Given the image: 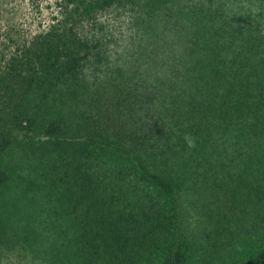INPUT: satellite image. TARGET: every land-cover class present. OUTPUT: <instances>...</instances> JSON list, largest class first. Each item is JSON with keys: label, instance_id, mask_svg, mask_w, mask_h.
<instances>
[{"label": "trees", "instance_id": "1", "mask_svg": "<svg viewBox=\"0 0 264 264\" xmlns=\"http://www.w3.org/2000/svg\"><path fill=\"white\" fill-rule=\"evenodd\" d=\"M59 7L0 64V187L16 176L38 197L0 218L39 243L40 264H189L206 239L184 234L188 200L254 175L245 197L264 207V0ZM113 10L149 33L156 75L110 66L83 33ZM205 223L202 234L218 232L214 214ZM242 264H264V249Z\"/></svg>", "mask_w": 264, "mask_h": 264}, {"label": "rangeland", "instance_id": "2", "mask_svg": "<svg viewBox=\"0 0 264 264\" xmlns=\"http://www.w3.org/2000/svg\"><path fill=\"white\" fill-rule=\"evenodd\" d=\"M60 3L61 0H0V64L60 19ZM82 31L93 42L101 43V51L110 66L119 65L150 77L157 74L143 57L150 36L135 14L126 10L106 12L87 23ZM242 181L246 185L228 184L227 194L220 191L218 199L214 192L206 199L186 202L184 234L191 237L200 234L206 239L193 240L189 264H242L264 249V207L254 206L255 200L245 197L249 187L256 186V180L250 175ZM23 182L25 179L14 176L9 184L0 187V215L16 219L25 209L29 211L30 201L33 208L38 203L37 195L28 193ZM208 213L215 215V223L220 222L217 233L210 234L211 227L204 234L202 228H196L200 218L209 226L205 223ZM6 218H0V264H40L41 257L34 253L39 243L27 240L29 237L20 228L22 225L17 227L15 221L12 224ZM207 233L210 235L206 237Z\"/></svg>", "mask_w": 264, "mask_h": 264}, {"label": "clouds", "instance_id": "3", "mask_svg": "<svg viewBox=\"0 0 264 264\" xmlns=\"http://www.w3.org/2000/svg\"><path fill=\"white\" fill-rule=\"evenodd\" d=\"M186 140L188 142V147H194V141L191 138L186 137Z\"/></svg>", "mask_w": 264, "mask_h": 264}]
</instances>
